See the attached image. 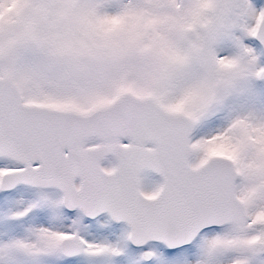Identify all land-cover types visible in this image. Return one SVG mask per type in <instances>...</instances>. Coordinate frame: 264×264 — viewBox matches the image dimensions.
Listing matches in <instances>:
<instances>
[{
	"label": "snow or ice",
	"instance_id": "1",
	"mask_svg": "<svg viewBox=\"0 0 264 264\" xmlns=\"http://www.w3.org/2000/svg\"><path fill=\"white\" fill-rule=\"evenodd\" d=\"M0 264H264V0H0Z\"/></svg>",
	"mask_w": 264,
	"mask_h": 264
}]
</instances>
